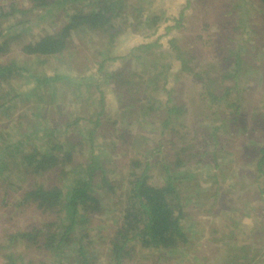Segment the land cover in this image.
<instances>
[{
    "label": "trees",
    "instance_id": "1",
    "mask_svg": "<svg viewBox=\"0 0 264 264\" xmlns=\"http://www.w3.org/2000/svg\"><path fill=\"white\" fill-rule=\"evenodd\" d=\"M18 1L24 9L16 7ZM191 3L184 0L177 14H172L165 10L149 13L137 0H0V108L21 101L30 92L43 97L41 87L52 94L53 108L62 90L59 85L66 81L78 96L87 94L95 104L94 110L64 111L53 122L42 120L25 138L7 139L0 145V179L7 175L3 171L7 156L19 163L18 184L13 189L18 194L9 196L6 184L0 182V207L9 213L3 227L7 248L2 264H96L98 256L106 264H129L137 247L156 256L150 264H264V105L253 99L256 91L248 92V97L250 88L238 81L242 63L249 68L245 74L264 70V62H260L264 61V24H256L264 15L254 19L244 14L228 23L232 12H222L223 24H214L210 35L221 30L226 39L232 38V43L221 46V58L227 62L202 65L194 44L183 51L175 36L166 38L181 28ZM261 3L264 6V0ZM34 10H41L37 20L61 15L57 22L53 20L51 31L18 46L22 54L60 60L69 56L66 52L73 47L74 35L86 31L88 46L74 47L93 55L85 59L92 63L84 72L73 75L62 62L63 70L35 73L30 59L18 62L10 56L12 44L32 26L24 17L14 25L6 23L17 12L25 15ZM206 29L202 28V35L208 33ZM129 36H136L138 43L118 52L122 39ZM252 36L259 39L252 45L258 58L243 60L246 47L235 43V38L251 43ZM231 56L236 64L228 69ZM198 66L204 68L198 70ZM185 71L191 73L190 83L201 88L195 102L197 125L186 116V103L172 96ZM15 76L29 82L20 85L22 90L6 91L4 86L12 85ZM110 96L117 99L115 109ZM42 114L37 116L43 118ZM243 116L246 124L241 122ZM110 123L111 147L105 151L102 133ZM251 146L256 152L249 155ZM158 153L162 158L157 160L160 170L155 180L150 168ZM241 158L253 160V167L247 168L250 178L229 185L216 181L230 177L222 164L231 166ZM240 182L260 184L253 190L254 199L250 193L246 199L251 196L254 201L251 215L258 216L262 231L246 227V207L235 218L236 224L244 226L230 229L228 234V191L234 193V188L242 186ZM204 193L219 208L226 201L218 210L219 225L214 227L202 224L197 216L192 218L186 208L194 202L217 218L213 212L216 204L204 208ZM10 197L14 198L13 209L8 206ZM19 214L21 218L14 217ZM109 215L103 225L95 224ZM185 220H190L194 233L199 229L206 232L198 253L191 251L196 241L191 244L188 233L193 232L186 231ZM97 226L101 228L95 238L92 231Z\"/></svg>",
    "mask_w": 264,
    "mask_h": 264
},
{
    "label": "rangeland",
    "instance_id": "2",
    "mask_svg": "<svg viewBox=\"0 0 264 264\" xmlns=\"http://www.w3.org/2000/svg\"><path fill=\"white\" fill-rule=\"evenodd\" d=\"M143 2V6H145L149 13L165 10L167 13L177 14V10L180 6V4L184 3V0H137ZM262 0H223L222 4L220 0H192V3L188 6V9L185 11L183 16V25L180 29L172 30L170 34L166 38H172L173 36L176 37V40L178 43H180L181 50H186V48L189 47V45L194 44L193 50L197 51V56H202V59L200 61V64L206 65L207 63H213L215 65L218 64H225L222 60V55L224 51L221 49V46H227V44L232 43L230 40L231 37L223 36L221 30H216L214 35L211 37V31L215 28L214 24H223L222 20L219 18V15H221L222 12L226 11V14L231 13L228 17V20L226 22L231 23L232 21H235L234 18L238 16H242L244 14L254 17H258L261 13L264 15V6L262 5ZM6 4V3H5ZM146 4V5H145ZM234 4V5H233ZM134 8H137L138 5L136 3L133 4ZM228 5V6H227ZM227 6V7H226ZM16 7L23 8L25 5L20 3L16 4ZM41 12V10H34L32 12H29L25 15H23L21 12H17L13 17H11L10 21L6 23V25L11 26L14 25L18 18L24 17L25 19H29L30 25L32 26L28 31L25 32V35L18 39L17 43L12 44L11 49L12 54L10 56L14 57L16 61L22 62L26 60L25 58H28V56H25L22 54L21 50H19V47L21 48L22 44L28 42V41H35L42 33L45 31H51L53 29L52 22L53 20L57 22V19L61 14H49L53 15V18H50L49 15L45 16V18H38L37 15ZM238 14V15H237ZM36 22V23H35ZM204 23H207L209 26L206 27ZM235 24V23H234ZM256 24H264V18H260L256 21ZM203 30L208 31L207 34H201ZM18 27V26H17ZM20 28V27H18ZM130 33L135 35V31L131 30ZM163 31L161 30L160 33ZM88 35L86 31L81 32L80 34H75L73 41V47H70L68 51L66 52L69 56H64L60 60L58 58H46V57H37V56H30L28 59H30L33 63L31 65V71L37 72L38 70L45 71L46 69L51 70L53 68H62V62L66 63V69H70L71 74L75 75L76 72H84L86 68H88L92 62L89 61V63H86V58L93 56L90 52H85L82 50H77L74 47H78L81 44H84V47L88 46ZM203 38L202 40L198 38ZM215 36V37H214ZM251 43H246L244 41H238L240 40V37L235 38V43H241L244 44V47H246V51L243 56V60H249V61H255L257 60L258 56L252 47L253 44H256L259 39H256L257 36H252ZM238 39V40H237ZM237 40V41H236ZM75 43V45H74ZM138 43V38L136 36H129L122 39L120 48H117V51L122 53L132 46L136 45ZM78 44V46H77ZM86 45V46H85ZM19 46V47H18ZM81 55V54H83ZM74 55V56H73ZM157 55V54H156ZM86 59V60H85ZM88 61V60H87ZM263 65L264 61H260ZM236 61L234 56H231L228 59V69H233L235 67ZM245 63H242L241 65V71L239 74L238 81L240 85L246 86L249 89L248 92L253 93L256 91V95L254 96V100L259 101V106L264 105V82L262 80V76H264V70L262 72H259L258 74L250 73L245 74L246 71L249 69L246 67ZM204 68V66H202ZM200 66H198V70H202ZM208 68V66H206ZM247 69V70H246ZM246 70V71H244ZM252 72H257L260 69L251 68ZM243 71V72H242ZM191 73L184 72L179 75V81L177 82V90L173 92V98L178 102H184L186 103L187 108H189L188 112L186 113V116H188V119H191L195 125H197L199 118L197 119L196 111L198 110V107L196 106L195 102L197 101V93L200 91L201 88H198V85H193L190 83L192 78L188 75ZM247 76H249L247 78ZM262 80V81H261ZM28 83L29 79L21 76H15L11 80L10 86L5 85L4 89L7 91L9 90H15L20 89L22 90L24 87H20V85H23L24 83ZM237 82V81H233ZM260 82V83H259ZM66 83V84H65ZM253 83H255V88L253 89ZM62 87V90L60 91L59 95L56 99V104H52L53 108L51 106L52 101V94L47 95L45 92V87H41L40 92L45 94L43 97H39L37 93L35 95H32L33 92H30L25 95V97L21 101H15L11 104H7L4 108H0V145L6 144L5 141L8 139L10 142H12L14 139L21 137H24L25 133H28L36 128H39L42 124V120H46L49 122H53L57 117H59L64 111H70L75 112V114L83 113L89 109L94 110L95 104L93 101L88 97L87 94H84L82 96H78L76 94V89L71 85L70 82H64L59 85ZM57 89V88H56ZM58 90V89H57ZM25 93V91H23ZM248 97H250L248 93ZM46 99V105H42V100ZM110 100L112 101L111 106L113 109L117 107V99L113 98V96H110ZM245 102V100H243ZM49 103V104H47ZM43 112L42 117L40 118L37 116L38 113ZM114 118V117H113ZM245 117H242L241 122L243 124H246L247 121L244 120ZM113 121V119H112ZM111 121V122H112ZM179 122V121H178ZM192 125V124H191ZM197 127V126H196ZM241 127V126H240ZM31 129V130H28ZM28 130V131H27ZM138 131V130H136ZM135 132V131H133ZM104 133V134H103ZM102 137L104 140V146L105 151H109L111 147L110 139L112 138V126L110 123V127H107L105 130H103ZM258 139L254 140L257 141ZM248 154H253V152H256L254 150L253 146H251V149L247 151ZM228 153V152H227ZM162 158V154L158 153L155 157V161L152 163L151 169V176L153 179L157 180L159 178L158 171L160 170L159 164L157 163V160H160ZM8 165L5 166L4 172L8 175L2 177L0 179V182L3 184H6V187L8 188V195L10 196H16L18 193L13 191L14 186L18 184L17 179V169L19 167V163L14 162V159L11 156L6 157ZM251 161V162H250ZM228 164V162H225ZM227 164H222V167L228 170V175L230 177L228 180L219 179L216 180L219 183L222 182H228L229 184H233L237 182L238 180H247L249 177V173L247 168L249 166L253 167V160L244 158L239 159V162H234L231 166H228ZM244 164V169H243ZM212 172V171H211ZM17 173V175H16ZM161 178V176H160ZM218 179V178H217ZM242 184V182H240ZM259 187L260 184H257ZM256 187L255 184H242V186H238V188H234V193L232 192V189L228 191V211H227V219L228 221H225L228 225V234L230 232V229H235L238 227H243V224H236L235 218L239 217L241 214V208H249L247 211V218L245 219V225L246 227H249L248 229H260L259 231H262L261 226L258 222H260V219L257 215L253 216L251 215V210H254V201L251 200V196L254 199L253 190ZM260 188V187H259ZM250 193V198L246 199L247 194ZM203 196V193H202ZM10 197L9 199V207L13 209L14 205V198ZM204 208H213L216 204V201H210L206 199V195L204 193ZM198 199V198H197ZM186 202V199H184ZM246 201L249 202V205H246ZM222 205H220V208L218 207V202L216 206L213 209V212L217 215V218L212 217L206 212L201 211L202 206H194V202H189L188 206H186L187 209H189L190 215L192 218L198 217L201 219L202 224H211V227H214V225H219V209L224 208V205L226 204V201H222ZM203 205V201H202ZM232 206V208H231ZM255 212V211H254ZM107 214V213H106ZM9 217V213H7L6 209H2L0 207V264L3 263V254L6 252L7 244L6 240L3 239L4 236V229L3 227L6 226V220ZM17 218H21V215L15 216ZM109 216H105L104 220L101 222H95L105 223L104 221H108ZM111 218H113L111 216ZM230 223V224H228ZM101 225V226H102ZM21 226V224H20ZM190 220L184 221V228L187 232H193L194 228L190 229ZM98 228H101L100 226H97L93 231L92 235L95 238H98ZM205 230H198L197 232L188 233L189 236H191V244H193L194 240L196 241V247L192 248L191 251L193 253H198L196 249L201 248L200 242L204 240V234ZM243 236H245V231L240 232ZM195 236H198L195 238ZM190 245V244H189ZM229 247V245H228ZM224 257L228 254V248L227 246L224 247ZM136 252L134 256L131 258V261L129 264H150L152 262V259L155 260L156 256H153V253L146 254L144 251L140 249V247H137ZM98 261L96 264H106L105 258L103 256H98ZM49 259V257L47 258ZM174 261V260H173ZM219 261V258L217 259V262ZM69 264H76L75 262H70ZM225 264V263H224Z\"/></svg>",
    "mask_w": 264,
    "mask_h": 264
}]
</instances>
